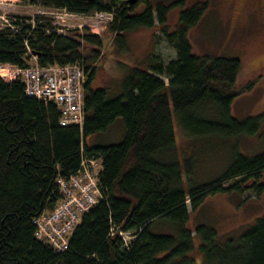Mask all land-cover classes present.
<instances>
[{
    "label": "trees",
    "instance_id": "16d2710c",
    "mask_svg": "<svg viewBox=\"0 0 264 264\" xmlns=\"http://www.w3.org/2000/svg\"><path fill=\"white\" fill-rule=\"evenodd\" d=\"M24 1L86 15L113 12L106 32L119 43L127 31L154 26L156 10L177 56L165 63L152 54L143 67L132 66L119 91L93 88L104 55L101 34L88 27L60 31L45 15L33 19L34 24L30 16H19L0 27V64L24 67L35 54L43 66L81 62L89 72L82 128L62 125L61 108L54 101L30 96L23 80L5 81L0 75V264H198L197 252L203 264H264V216L226 239L210 224L198 223L195 233L187 226L191 213L209 195L264 190V151L248 155L235 148L221 174L201 181L193 178L196 158L188 156L181 163L177 156L174 112L186 136L211 140L253 135L264 116L232 115V104L243 90L236 87L238 57L192 51L188 31L207 5L183 10L170 32L167 15L177 3L154 7L149 0ZM142 2L146 8L136 13ZM118 119L125 127L121 140H90ZM82 149L102 158L104 198L83 212L68 248L55 250L36 238L33 219L65 198L56 178L77 172ZM158 226L165 229L156 231ZM120 231L132 232L129 242Z\"/></svg>",
    "mask_w": 264,
    "mask_h": 264
},
{
    "label": "rangeland",
    "instance_id": "374dc122",
    "mask_svg": "<svg viewBox=\"0 0 264 264\" xmlns=\"http://www.w3.org/2000/svg\"><path fill=\"white\" fill-rule=\"evenodd\" d=\"M155 7L162 2L172 4L170 0H149ZM198 0H184L183 3L172 6L167 15L166 26L168 31H174L180 20L181 12L192 7ZM227 0H212L208 10L201 19L188 31V38L192 51L201 56L238 57L241 62L240 73L236 83L238 89H243L232 104V115L243 119L248 116L264 115V66L257 61L264 59V26L258 33L248 35L243 32H256L259 21L264 23L263 17L254 15L251 18L244 14L238 15L233 11ZM146 3L142 2L136 8V13L142 12ZM95 14V13H93ZM87 14L69 17L65 10L48 8L24 0H0V27L11 24L20 17L30 16L29 23L34 24L37 16L52 17L53 24L64 28L88 27L91 32L99 33L104 38V55L97 63V74L92 81L93 88L112 87L119 91L122 80L132 66H144L152 54H157L163 62L168 63L176 58L177 51L164 33L163 25L158 23L155 10V25L141 27L127 31L123 41L116 42L113 36L106 32L111 16L108 14ZM257 14V13H256ZM62 27V28H61ZM248 28V29H247ZM247 29V30H245ZM6 73V71H4ZM9 78V76L6 74ZM165 81L167 77H163ZM248 84L251 87L244 89ZM174 125L177 138V156L181 163L188 156L197 160L194 179L201 181L221 174L233 157L235 148L242 153L255 155L264 151V116L258 131L253 135H241L229 139L216 137L211 140L196 139L186 136L174 112ZM125 134L123 121L118 119L106 131L93 135L90 140L94 143H112L119 141ZM186 186L189 185L188 175L184 170ZM190 199H187L189 202ZM47 212V210L42 211ZM40 215V214H39ZM38 216V215H37ZM264 216V190L260 193L252 190L238 193H216L209 195L205 202L191 213L187 226L196 232L198 223H207L214 226L221 239L236 236L246 229L257 217ZM166 230L172 228L165 226ZM156 231H161L158 226ZM113 229V228H112ZM160 229V230H159ZM129 238V234H125ZM196 244H199V235H195ZM126 243V242H125ZM198 264H203L201 255L195 254Z\"/></svg>",
    "mask_w": 264,
    "mask_h": 264
},
{
    "label": "built area",
    "instance_id": "2783aa9c",
    "mask_svg": "<svg viewBox=\"0 0 264 264\" xmlns=\"http://www.w3.org/2000/svg\"><path fill=\"white\" fill-rule=\"evenodd\" d=\"M67 13L69 17L84 15ZM97 13L108 14L111 16L110 20L113 19V13L96 12L92 15L98 16ZM88 74L81 62L43 66L36 56L32 63L24 67L0 64V75L4 79H21L25 82L28 95L44 101H55L61 108L62 125L77 123L81 128L85 117L84 85ZM83 154L86 152L82 149ZM102 171V158L90 156L83 160L76 173L68 177L58 175L56 183L65 198L54 210L34 217L35 235L38 239L47 241L56 250L68 248L70 234L80 222L83 212L104 198L101 189ZM120 234L128 242L125 234Z\"/></svg>",
    "mask_w": 264,
    "mask_h": 264
},
{
    "label": "flooded vegetation",
    "instance_id": "af4514ba",
    "mask_svg": "<svg viewBox=\"0 0 264 264\" xmlns=\"http://www.w3.org/2000/svg\"><path fill=\"white\" fill-rule=\"evenodd\" d=\"M198 1L199 2L196 4H205V5H207V8H208V5L211 4V2H212V0H198ZM227 1H228V3L226 2V4H228L229 7L233 11H235V12L237 11L238 15H235V13H233V16L236 19H239L238 17H240L241 15H244V14H247L249 16L251 15L250 17L253 18L254 15L259 16L258 13H260L263 17V20H264V0H227ZM170 2L172 4L173 3L179 4V3H183L184 0H170ZM259 26L261 28L260 29L256 28V32H252V30H250L249 32L248 31L243 32V34H247V36H248V35L258 33V31H260L262 29V27L264 26V23L259 21ZM247 29H245V30H247ZM257 62L259 64H261L262 66H264V59L258 60Z\"/></svg>",
    "mask_w": 264,
    "mask_h": 264
},
{
    "label": "bare ground",
    "instance_id": "6f19581e",
    "mask_svg": "<svg viewBox=\"0 0 264 264\" xmlns=\"http://www.w3.org/2000/svg\"><path fill=\"white\" fill-rule=\"evenodd\" d=\"M107 13H113V12H107ZM113 17H114V14H113ZM35 55V54H34ZM84 93H85V90H84ZM61 118V117H60ZM86 158H90V155L89 154H83L82 155V158H81V162H80V166H81V164H82V162H83V160L84 159H86ZM103 169H104V167H103ZM36 225V224H35ZM121 232V231H120ZM120 232H119V235L120 236H122L121 234H120ZM121 233H123V234H129V235H132V232H121ZM115 234V233H114ZM133 236H131V238H132ZM37 238V237H36ZM124 238V237H123ZM38 239V238H37ZM41 243H43V244H45V245H47V246H50V247H52L47 241H45V240H41V239H38ZM56 250V249H55Z\"/></svg>",
    "mask_w": 264,
    "mask_h": 264
},
{
    "label": "water",
    "instance_id": "95a60500",
    "mask_svg": "<svg viewBox=\"0 0 264 264\" xmlns=\"http://www.w3.org/2000/svg\"><path fill=\"white\" fill-rule=\"evenodd\" d=\"M137 0H129L130 3H135Z\"/></svg>",
    "mask_w": 264,
    "mask_h": 264
},
{
    "label": "crops",
    "instance_id": "0c3cea01",
    "mask_svg": "<svg viewBox=\"0 0 264 264\" xmlns=\"http://www.w3.org/2000/svg\"><path fill=\"white\" fill-rule=\"evenodd\" d=\"M53 9H56V8H53ZM58 10H63V9H58Z\"/></svg>",
    "mask_w": 264,
    "mask_h": 264
}]
</instances>
